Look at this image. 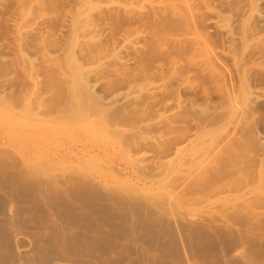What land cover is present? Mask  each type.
<instances>
[{"label":"rangeland","instance_id":"1","mask_svg":"<svg viewBox=\"0 0 264 264\" xmlns=\"http://www.w3.org/2000/svg\"><path fill=\"white\" fill-rule=\"evenodd\" d=\"M0 264H264V0H0Z\"/></svg>","mask_w":264,"mask_h":264}]
</instances>
